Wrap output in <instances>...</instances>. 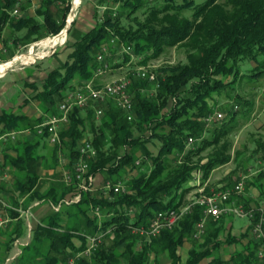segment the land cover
<instances>
[{"label":"trees","instance_id":"trees-1","mask_svg":"<svg viewBox=\"0 0 264 264\" xmlns=\"http://www.w3.org/2000/svg\"><path fill=\"white\" fill-rule=\"evenodd\" d=\"M39 2L35 15L15 19L11 11L18 5L23 9L22 0H0V37L7 24L16 32L22 31L12 38L15 44L20 41L28 45L57 34L65 25L70 0ZM97 6L106 7L101 18L95 9V24L75 37L66 61L47 74L41 89L31 97L45 112L55 111L66 88L75 89L79 82L69 85L72 79L84 83L93 76L99 65L96 56L101 44L113 37L130 45L134 54L145 55L135 62L139 66L173 47L184 53L185 60L159 66L155 70L158 86L152 93H148L153 88L148 80L132 82L134 119L127 121L124 111L108 101L101 105L104 113L99 120L93 107L84 111L74 106L68 120L58 127L60 143L53 145L56 164L62 151L67 159L64 167L71 169L80 156L79 144L88 140L98 154L89 161V171L111 183L123 182L125 191L109 190L107 195L102 191H82L78 201L66 204L63 199L74 196L77 185L66 184L61 176L45 190L38 189L40 166L44 165V156L36 151L40 141L16 140L12 145L16 156L6 154L2 162L3 168L12 171V180L11 184L0 183V197L16 209L0 207V214L5 216L6 210L13 219L0 230V235L5 236L0 246L8 252L16 239L22 240L26 235L17 208L41 200L59 205V209L51 208L33 227L29 242L21 246L17 264L38 258L41 264H65L86 247V236L98 231L106 232L102 242L89 257H78L77 263L149 264L153 253V264H160L161 254L166 255L169 264H200L204 258L208 259L206 264H259L258 243L252 237L227 260L215 252L220 245L216 236L226 216L207 221L202 243L192 240L194 225L202 216L198 205L171 228L162 229L150 239L132 228L146 226L159 211L177 209L190 189L186 185L198 172L207 178L213 169L230 161L233 125L227 124L233 121L235 113L229 111V121L224 123L214 119L212 122L216 123L208 125L204 118L212 114L208 102L213 90L232 88L230 85L236 83L240 88L247 82H264V0H97ZM124 54L122 64L130 60L128 53ZM228 76L232 80L225 82L222 77ZM234 98L243 104L244 114L250 111V101L239 93ZM39 122L24 114L1 111L0 133L33 129ZM211 125L212 129L208 127ZM147 131L149 134L143 135ZM47 135L44 132L40 137L46 139ZM190 136L194 141L186 149ZM149 142L157 145L155 154L148 147ZM207 148L210 149L207 159L200 161V154ZM258 150L264 153V143L257 142L254 151ZM138 157L142 164L150 160L149 166L128 175V171L138 167ZM252 182L264 194V169ZM7 188L12 189L10 198L2 194ZM204 190L210 193L208 187ZM22 197L25 199L20 203ZM89 206L99 207L100 220L92 209L89 211ZM244 236L247 234L239 237L228 234L225 240L242 242ZM73 238L81 241L79 247ZM189 239L192 247L182 263L176 250Z\"/></svg>","mask_w":264,"mask_h":264},{"label":"built area","instance_id":"built-area-1","mask_svg":"<svg viewBox=\"0 0 264 264\" xmlns=\"http://www.w3.org/2000/svg\"><path fill=\"white\" fill-rule=\"evenodd\" d=\"M79 3H76L75 0L72 2L70 1L71 6L65 18V25L57 34L49 35L44 39H40V41H35L32 45L35 46L42 43L45 45L47 44L45 48L49 51H53L57 45L65 43L69 26L76 18V8ZM101 8L104 9L106 7L101 6ZM11 14L14 16L18 15V9L15 7L11 11ZM124 53H130L132 56L131 59L134 58L137 60L133 51L130 49V45H125L118 40V37H113L109 41L101 44L100 50L97 52L96 56L99 65L95 69L93 76L89 80L78 85L75 89L67 91L58 105V114L51 116L46 122L36 125V133L42 135L44 132H47V138L51 144L55 145L60 143L58 127L68 120L69 111H71L74 106H77L84 111L89 107H93L95 116L100 118L104 113L100 104L107 103L108 101H111L116 107L124 111L127 121L134 119L135 109L131 97L132 95L130 93L132 82L135 79L148 80L152 83V93L158 86L155 82L157 77L154 71L144 68L143 65L124 74H112L113 70L123 68L120 67V64L118 66L117 64L119 63L120 56ZM23 55L24 54H20L17 58H23L21 57ZM109 59L113 60L110 62ZM109 73L111 74L108 77ZM130 74L133 75V78L130 77ZM234 108H237V105H235ZM224 117L225 115L223 113L216 112L208 115L204 120L207 123H210L214 119L220 120ZM16 135L17 131L6 133L0 136V142L10 138L14 139ZM193 141V137H188V144H191ZM78 150L80 156L73 163L72 168L68 169L64 167L62 171V179L66 184L70 185L74 183L77 185V192L74 196L63 199V202L66 204L78 201L81 192L90 191L96 179V175L91 173L88 169L89 161L98 155L96 149L90 141L84 140L79 144ZM60 161L63 166L67 163V159L62 156L60 157ZM0 177L6 179L11 177L9 173L4 171L2 162H0ZM103 183L106 190H112L114 193L125 191L126 189L121 181L111 183L109 180H106ZM245 183L246 176L240 174L236 183L230 188L224 190H211L210 193H205V188L203 187L199 188L198 193L188 199L185 204L179 206L177 209L159 211L146 226L132 228V230L150 239L151 237L158 235L162 229L170 227L171 223L176 222V220H179L183 215L191 212L196 205L202 208V216L194 225V231L191 236L195 239H200L204 235L206 223L209 219H218L226 215L245 217L252 221V238L258 243L256 258L259 261V264H264V210H258L259 214L256 215V209L244 206V204L241 203L234 204L231 202L233 197H237L243 193ZM34 204H38V202H35ZM49 204L52 209H59V205H53L52 203ZM3 206L14 208L12 204L0 197V207ZM31 207L32 206H29L26 209L17 208V210L20 214H31ZM93 213L99 220L101 219L98 206L93 208ZM255 216L257 217L255 218ZM5 222L6 220L0 216V230ZM27 228L31 231V229H33L32 223L28 222ZM105 233L106 232L104 231H98L94 234L87 235L86 247L82 251L76 252L75 255L71 256L65 264H79L76 262V259L80 256H89L90 253L102 242ZM14 242L15 246H23L28 243L27 241L23 242L20 239H16ZM19 253H21V250H19L17 254Z\"/></svg>","mask_w":264,"mask_h":264},{"label":"rangeland","instance_id":"rangeland-1","mask_svg":"<svg viewBox=\"0 0 264 264\" xmlns=\"http://www.w3.org/2000/svg\"><path fill=\"white\" fill-rule=\"evenodd\" d=\"M39 1L40 0H29V3H28L27 0H22V2L25 4L24 8L21 9L19 5L16 6V8L18 9L19 13L25 14V12H28V11L31 12L33 9L36 10L35 7L38 5ZM70 1L72 2L73 0H70ZM77 3L79 4L77 5V8H76V18L72 22V24L69 26L68 34L65 39V43L61 45H57L53 51L47 50L45 48L47 44L45 45L43 43L39 45H35V46L32 45L31 43L29 45H24L20 47L17 57L23 53L26 54L25 57L23 59L16 57V59H14L12 63L8 64L7 66H5L3 70L0 71V85L10 80L11 74L9 73H12L15 69H19L20 67H23V66L27 67L28 65L35 64L36 62L41 60V62H39L40 67H37L38 69L41 70L42 68H45L50 63L49 58L59 61V58L57 57V55H59L61 59H64L66 57L67 53L71 51L70 45L75 40V37L79 35V33L87 30L88 28H90V26H93L95 24V21H96V17L94 16L95 9H97L96 13L98 14V17L100 18L103 14V11L105 10V8L103 9L101 8V6L99 7L97 6V0H78ZM38 19H41V18L38 17ZM10 32L14 33L16 31L12 29H8V28L2 31V37L0 38V48L2 47L1 45L3 44L2 40L8 39V35L10 34ZM123 55L120 56L119 63H121ZM128 55L130 56V60L127 61L126 64L124 63L125 65L121 63L120 67H123V68L118 69V70L117 69L113 70L112 74H124L130 70L135 69L136 67L139 66V64H136L135 62L139 61L140 59H143L145 56L143 54L142 55L134 54L135 58L137 59L135 60L134 58L131 59L132 56L130 53H128ZM6 57L7 55L2 53V50L0 49V65L6 62ZM184 60H185L184 53L181 52L180 49L173 47L169 49L168 52L156 58H151L145 64H142V65L144 66V68H147L148 70L155 72V70L159 66H162L165 64H175L178 61H184ZM130 63H134V64L129 66ZM110 74L111 73L108 74V77L110 76ZM222 78L225 82H230L232 80L231 79L232 76L222 77ZM230 86H232V88H229L228 86V87H221L219 89L213 90V92L211 93L212 98L208 102L211 108L212 114L216 112H221L225 115L224 119L223 118L220 120L215 119L216 122L218 123L220 122L224 123V122L229 121L228 120L229 111L231 114L235 113L233 121H231L230 124H227L228 126L233 125L232 126L233 130L230 136L233 141V146L230 151L231 152L230 163L222 165L223 168L218 170V171H222V169L228 167L229 173L225 174L222 177L220 176L221 178H219L220 173L217 174V172H215L213 175H211V178L209 182L206 183L207 185L206 186L204 183L206 182L207 179L202 178L201 172H198L196 174V179L194 178L189 182V184H191L189 186L190 187L189 190L191 191L187 193V197H191L194 195V192H195L194 188L196 186L197 187L199 186L208 187L209 184L212 183V185L210 184V187H211V186H214V184H217V182L218 183L226 182V184L227 183L230 184L232 180L236 182L238 179L236 178L237 175L234 172L237 169L250 176L249 169L250 168L258 169L261 165V164L260 165L257 164V166L254 167V163L255 162L257 163V160L259 159L261 161L264 160L263 151L261 150L254 151L256 149L257 142L264 143V82L263 81L262 82H254V81L247 82L244 86L240 88L237 83L232 84ZM150 92L151 90L148 91V93ZM235 93H239L243 99H246L251 102V105L249 106L250 111H248L245 114L243 113L242 111L243 104L239 103L236 100V98H234ZM235 105H237V108H234ZM32 108H34V105L32 106ZM96 120H99V118L96 117ZM216 122L211 121L208 125L213 124V123L215 124ZM208 127L212 129V125ZM148 134H149L148 131L143 133V135H148ZM147 145L155 154V152L157 151V145H153L151 142H149ZM191 145L192 144H187L186 149H189ZM53 147L54 146H48L46 144V146H43L41 149H39V151H37L41 153L43 156H45V158H43L44 165L41 164L40 166V179L38 182V189L40 190L46 188L48 186L47 185L48 183L50 184L52 181L61 179V173L56 171V167L58 166V163L56 164L54 162L55 158L53 156ZM209 150L210 149L207 148L205 151H203L200 154L199 156L200 161H205L207 159ZM61 156L66 158L65 155L62 153V151H60L57 157L58 161L60 160ZM136 163H138L137 164L138 167L134 168L130 173L128 171V175L136 174L138 173V171L146 169L147 166H149L150 164V160L146 159V162L142 164L141 157H138L136 159ZM242 165L244 167H242ZM4 171L12 175L11 173L12 171L10 172V169L4 168ZM210 173L208 174L207 178L210 177ZM126 174L127 172L122 173V176H125ZM250 177H252V175ZM198 179L200 182L198 185H195V180H198ZM104 181L105 180L103 179V176H100V175L96 176L94 184L92 185V189L89 192L94 193L96 191H102L104 195H107L108 190L104 188V183H103ZM91 209L93 211L92 206H89L90 212H91ZM36 215L38 217V214ZM227 218H229L227 219V221H229L231 224L233 223V227L235 229H239L240 227H243L248 223V220H247L248 218H245V217H239V216L230 217L229 216ZM224 225H225V220H222L220 231H218V234L216 236V240L220 241V245L217 247V250L215 252H218V255L221 258H223L224 260H227L230 257V253L242 248V242L234 241L232 243H227L225 240L226 235L231 234V233L229 230L227 231V229L224 230ZM30 237L25 240H21V239L20 240L23 242H26V241L28 242L30 240ZM202 242H203V239L199 241V243H202ZM191 244L192 242L188 240L186 244H184L183 246L179 248V253L182 256V259L186 258V255L189 249L192 247ZM19 250H21V246L14 245V247L8 253V256H11L13 254L15 255L12 256L10 259L6 260L5 264L10 263L9 261H11L13 258H14L13 260H16L17 257H19L18 255L20 254V253L17 254ZM158 261L160 264H167L169 262L168 258H166V255H160L158 258ZM206 261H208L207 258L206 260L204 259L203 264H205ZM27 264H41V260L40 258H38L36 260H32L30 263H27Z\"/></svg>","mask_w":264,"mask_h":264},{"label":"crops","instance_id":"crops-1","mask_svg":"<svg viewBox=\"0 0 264 264\" xmlns=\"http://www.w3.org/2000/svg\"><path fill=\"white\" fill-rule=\"evenodd\" d=\"M39 3H38V5H39ZM38 5L35 7V9L38 7ZM33 10L31 12H29V11L25 12V14L19 13L16 16H14L12 14L11 15L15 19H18L20 17H25L27 15H35V10L34 11ZM91 27L92 26H90V28ZM6 28L14 30L13 27L9 24H7L3 30H5ZM90 28H88V29H90ZM87 30H85V31H87ZM20 33H22V31H17L14 33L10 32V34L8 35V39L2 40L3 44L1 45L2 47L0 49L2 50V53L7 55L5 63H7V62L12 63V61H14V59H16V57L19 53L18 52L19 48L24 46L20 43V41H18L16 44L12 43V38L20 35ZM46 37H44V38H46ZM44 38H42V39H44ZM68 53H67V55H68ZM67 55L64 59H61V57L59 55H57V57L59 58V61H56L55 59L49 58L50 63L45 68H42L41 70L37 68V67H40V65H39V62H41V60H40V61L36 62L35 64L28 65L27 67L26 66L20 67L19 69H15L12 73H9V74H11L10 80L6 81L5 83H2L0 85V112L1 111H7V112L20 113V114L26 115L27 117L29 116V118L31 120L39 119L40 122L37 124H34L33 129H35L36 125H38L42 122H46L51 116L58 114V109H57L58 107L57 106H56V109L54 112H45L43 108H41L33 99H31V97L33 96V94L35 92H37L38 90L41 89V87H42L41 85H42L44 79L46 78L47 74L52 69L59 67L60 65H62L66 61ZM35 68H37V69H35ZM77 81L79 82L78 85L83 83V80L75 78V79H72L70 81V83H68V84L69 85L74 84V83H77ZM67 91H70V90L68 88H66L65 93ZM33 105H34V108H32ZM97 105H99V104H97ZM101 105L102 104H100V106ZM33 129L25 128L22 130H12V131H17V135L15 136V138L14 139L10 138L8 140L0 142V162H4V158H5L6 154L16 156V152H15L14 148L12 147V145L17 143V141H16L17 139H25V140H28L31 142L40 141L39 145L37 146L36 151H39V149H41L43 146H46V144L48 146H53V144H51L48 141V138H46V139L41 138L40 135L37 134L36 131ZM12 131H9V132H12ZM9 132L0 133V136L4 135L6 133H9ZM39 154H41V153H39ZM44 158H45V156H44ZM228 163H230V161L227 162L226 164H228ZM257 164H259V165L261 164L258 169H251V168L249 169L250 176L252 175V177H250L249 175H247L246 173H244L242 171L237 170L236 175H238V177L240 174H243L246 176V183H245V188H244L243 193L237 197H233L231 199V202H233L234 204L247 203L249 207H252V208L258 209V210H264V194L261 193L258 184L255 182H252V181H254L257 173L264 169V160L263 161H261L260 159L257 160V163L256 162L254 163V167L257 166ZM226 166H228V165H226ZM221 168H223V166H219V167L215 168V170H212L210 173V177L206 178L207 180L204 184L206 185V183L209 182L211 175H213L215 172H217V174L220 173L219 178H221L225 174L229 173L228 167L222 169V171H218ZM63 169H64V166L62 165L61 161L59 160L58 166L56 167V171L61 173V176H62ZM195 179H196V177H195ZM11 180H12V177H10L9 179L0 177V183L1 182L2 183L7 182L8 184H11ZM199 182H200L199 179L195 180V185H198ZM235 183L236 182L234 180H232V182L230 184H226V182H223V183L217 182V184H214V186H211V187H210V184L212 185V183H210L208 188H210L209 189L210 191L211 190H224V189L232 187ZM190 185L191 184H189V182H188V184L186 186L189 187ZM202 187L205 188L204 186H199V187L196 186L194 188L195 189L194 195H196L198 193L199 188H202ZM46 188L41 189V191L45 190ZM11 190H12L11 188L3 189L2 194L5 197L10 198V196L12 195ZM190 191L191 190H188L187 193H189ZM187 193L184 196L183 204H185L188 201V199H190L192 197V196L187 197ZM24 199H25L24 197L20 198L19 199L20 203H22ZM35 202H38V204H34ZM29 206H32L30 209L31 214H20V217L24 220L25 229H26V235L22 238V240L29 238L32 234V229H31V231L28 230L27 223L28 222L32 223V226L34 227L39 222L40 218L46 212H48L51 209V206L49 203H47V202L43 203L41 200H35L30 205H28L27 207H29ZM44 207H46V208H44ZM20 208L26 209L23 207H20ZM4 212L6 213V215L3 216L2 214H0V216L6 220L5 225L10 224L11 221H13V219L10 218V216L8 215V212L6 210ZM36 214H38V217ZM229 216H233V215H226V217L222 219V220H225L224 230H226V229H227V231L229 230L231 235H234V236L237 235V237H239L242 234H247V236H244V238L241 239L242 243L244 244L249 238L252 237V234H251L252 233V221L247 219L248 223L245 226L240 227L239 229H235L233 227V223L231 224L229 221H227V219H229L227 217H229ZM206 225H207V223H206ZM88 235H91V234H88ZM193 239L196 240V242H199L202 239L204 240L203 236L200 239H195L192 237V240ZM189 240L192 242L191 239H189ZM3 241H5V236L2 235L0 242H3ZM73 241H74V244L76 247H79L81 245V241L79 239L73 238ZM187 242H188V240H186L181 246H183ZM86 244H87V240H86ZM191 246H192V244H191ZM180 247H178V250H176V251L180 256V261L182 263H184L186 258H187L188 253L186 255V258L182 259V256L179 253ZM9 252L10 251L6 252L5 250H3L2 246H0V263L1 264H5L6 260L10 259L12 256L15 255V254H13L11 256H8ZM232 253H230V256L232 255ZM217 254H218V252H217ZM161 255H164V254H161ZM89 256H85V257H89ZM13 259L11 261H9L10 263H8V264H17L18 263V258L16 260H13ZM150 259L151 260H150L149 264H153L154 263V261H153L154 260V254L153 253L150 255ZM204 259L206 260V258H204ZM203 261L204 260L202 259L200 264H203ZM206 263H208V261H206ZM167 264H169V262Z\"/></svg>","mask_w":264,"mask_h":264},{"label":"bare ground","instance_id":"bare-ground-1","mask_svg":"<svg viewBox=\"0 0 264 264\" xmlns=\"http://www.w3.org/2000/svg\"><path fill=\"white\" fill-rule=\"evenodd\" d=\"M75 2L77 3V2H78V0H75ZM130 49L132 50L131 46H130ZM23 54H24V53H23ZM25 55H26V54H24V55H23V56H21V57H23V58H24V57H25ZM28 55H30V54H28ZM32 56H33V55H32ZM23 58H22V59H23ZM12 60H13V59H12ZM12 60H11V61H12ZM20 60H21V59H20ZM8 64H9L8 62H7V63H3V64H1V65H0V71H1V70H3V69L5 68V66H7ZM173 209H174V208H173ZM173 209L171 208V209H168V210H173ZM177 221H179V220H176V222H177ZM176 222H173V223H171V226H170V227H168V228H171V227H172V226H173V225H174Z\"/></svg>","mask_w":264,"mask_h":264}]
</instances>
